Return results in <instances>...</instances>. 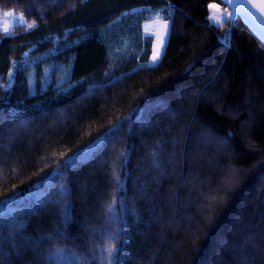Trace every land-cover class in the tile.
<instances>
[{
  "label": "trees",
  "instance_id": "obj_1",
  "mask_svg": "<svg viewBox=\"0 0 264 264\" xmlns=\"http://www.w3.org/2000/svg\"><path fill=\"white\" fill-rule=\"evenodd\" d=\"M210 2L0 0V264H264V41Z\"/></svg>",
  "mask_w": 264,
  "mask_h": 264
},
{
  "label": "rangeland",
  "instance_id": "obj_2",
  "mask_svg": "<svg viewBox=\"0 0 264 264\" xmlns=\"http://www.w3.org/2000/svg\"><path fill=\"white\" fill-rule=\"evenodd\" d=\"M10 12L13 15L5 16L4 13ZM227 13L228 17H225L224 14ZM23 15L22 12L16 10V9H10V8H3L0 9V32L4 33V28L7 27L10 31L16 26V25H24L26 26L27 24H31L30 21H28L24 15L23 18L26 21V23H18L15 20V16ZM236 14L235 8L231 4H222V7L220 8V14L219 16H215L211 10L210 15H211V21L215 24H222L225 20H229ZM166 21L161 18V19H154L151 20L149 23L145 24V31L149 33H153L155 38V43H154V49H153V55H152V60L153 58L156 57L162 52L161 49L163 47L164 39L166 36L167 28L165 27ZM158 53V55H157ZM151 60V61H152Z\"/></svg>",
  "mask_w": 264,
  "mask_h": 264
},
{
  "label": "water",
  "instance_id": "obj_3",
  "mask_svg": "<svg viewBox=\"0 0 264 264\" xmlns=\"http://www.w3.org/2000/svg\"><path fill=\"white\" fill-rule=\"evenodd\" d=\"M231 5L264 41V0H233Z\"/></svg>",
  "mask_w": 264,
  "mask_h": 264
},
{
  "label": "snow or ice",
  "instance_id": "obj_4",
  "mask_svg": "<svg viewBox=\"0 0 264 264\" xmlns=\"http://www.w3.org/2000/svg\"><path fill=\"white\" fill-rule=\"evenodd\" d=\"M224 2L231 4V3H233V0H224ZM4 15H5V16H9V15H13V14L10 13V12H7V13H4ZM224 16H225V17H228V14L225 13ZM14 18H15L16 22H18V23H22V24H23V23H26V21L24 20L22 14L19 15V16H15ZM34 26H35L34 22L31 23V24H27V27H28L29 29L33 28ZM165 27H167V25H165ZM4 33H5V35H11L10 30H9L7 27L4 28ZM149 38H150V37H149ZM157 55H158V53H157ZM153 59L155 60L156 57H154ZM109 207H111V206H109ZM113 251H114V249H113L112 247H109V248L107 249V253H108V258H109V259H111L112 255H113ZM102 259H103V258H102Z\"/></svg>",
  "mask_w": 264,
  "mask_h": 264
},
{
  "label": "crops",
  "instance_id": "obj_5",
  "mask_svg": "<svg viewBox=\"0 0 264 264\" xmlns=\"http://www.w3.org/2000/svg\"><path fill=\"white\" fill-rule=\"evenodd\" d=\"M208 4H209L208 7H209V11H210V12H211L213 6H216V7H218V8H221V7H222V4H220V3H218V2H217V3H215V2H210V3H208ZM235 15H236V14H235ZM235 15H234L233 17H235ZM233 17H232V18H233ZM218 25H221V24H218Z\"/></svg>",
  "mask_w": 264,
  "mask_h": 264
},
{
  "label": "bare ground",
  "instance_id": "obj_6",
  "mask_svg": "<svg viewBox=\"0 0 264 264\" xmlns=\"http://www.w3.org/2000/svg\"><path fill=\"white\" fill-rule=\"evenodd\" d=\"M212 12H213V14L215 15V16H219V14H220V8H218V7H216V6H213L212 7Z\"/></svg>",
  "mask_w": 264,
  "mask_h": 264
}]
</instances>
